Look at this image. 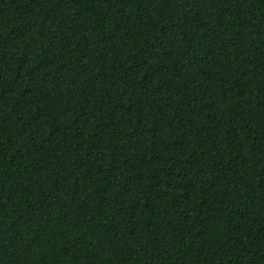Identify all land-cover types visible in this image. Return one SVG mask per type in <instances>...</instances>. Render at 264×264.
Listing matches in <instances>:
<instances>
[{"label": "trees", "instance_id": "16d2710c", "mask_svg": "<svg viewBox=\"0 0 264 264\" xmlns=\"http://www.w3.org/2000/svg\"><path fill=\"white\" fill-rule=\"evenodd\" d=\"M0 264H264V0H0Z\"/></svg>", "mask_w": 264, "mask_h": 264}]
</instances>
